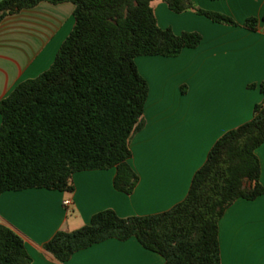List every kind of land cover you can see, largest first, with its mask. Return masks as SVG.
<instances>
[{
	"label": "trees",
	"instance_id": "1",
	"mask_svg": "<svg viewBox=\"0 0 264 264\" xmlns=\"http://www.w3.org/2000/svg\"><path fill=\"white\" fill-rule=\"evenodd\" d=\"M155 0H0V23L39 3L73 6V26L51 65L19 83L0 100V195L9 191H71L81 171L113 168V187L129 195L138 183L129 144L144 125L148 86L138 57H177L201 41L160 28ZM179 14L191 10L210 21L235 25L219 13L195 9L191 0H162ZM256 20L244 22L254 29ZM262 101L252 118L220 138L194 173L185 198L156 215L120 218L112 210L87 225L57 231L43 250L58 263L107 239L134 238L163 264H220L217 224L236 200L251 201L264 189L255 150L264 144ZM0 264H31L22 239L0 224Z\"/></svg>",
	"mask_w": 264,
	"mask_h": 264
},
{
	"label": "crops",
	"instance_id": "2",
	"mask_svg": "<svg viewBox=\"0 0 264 264\" xmlns=\"http://www.w3.org/2000/svg\"><path fill=\"white\" fill-rule=\"evenodd\" d=\"M160 28L174 34L195 32L201 41L174 58L138 57L135 64L148 86L143 122L129 144V164L138 183L129 195L113 187L115 170L81 171L72 175L71 191L45 189L9 191L0 195V224L23 241L31 264H88L104 260L119 248L134 252L145 264L163 259L130 238L107 239L75 252L58 263L42 246L57 231L71 232L87 225L101 211L120 218L160 214L186 196L194 173L226 132L252 118L263 99L264 0H191L195 9L219 13L233 20L224 25L186 10L177 16L162 0ZM70 3H39L5 17L0 23V100L16 85L45 71L73 26ZM169 11V12H167ZM172 13V12H171ZM167 18V19H168ZM256 20L254 29L244 22ZM264 144L255 150L264 189ZM64 201H69L63 206ZM264 193L254 200L238 199L217 224L220 264H260L262 255ZM253 244L248 247V242Z\"/></svg>",
	"mask_w": 264,
	"mask_h": 264
},
{
	"label": "snow or ice",
	"instance_id": "3",
	"mask_svg": "<svg viewBox=\"0 0 264 264\" xmlns=\"http://www.w3.org/2000/svg\"><path fill=\"white\" fill-rule=\"evenodd\" d=\"M261 79H264V73L261 75ZM264 155V152H262ZM262 219H264V209H262ZM262 255H264V226H262ZM253 244V241L248 242V247ZM88 264H145V262L137 258L134 252L128 250H120L119 248L113 249L108 253V258L104 260L89 261ZM260 264H264V260H261Z\"/></svg>",
	"mask_w": 264,
	"mask_h": 264
},
{
	"label": "rangeland",
	"instance_id": "4",
	"mask_svg": "<svg viewBox=\"0 0 264 264\" xmlns=\"http://www.w3.org/2000/svg\"><path fill=\"white\" fill-rule=\"evenodd\" d=\"M159 4H161V1H160V0H155V1L152 2L151 6H152V8L155 9V11L157 12L158 19H159L160 23H161L162 20H165V21H167V23L169 22V23L172 24V25H176V20H175V19H170V18H168V17H164V16L161 14V12H159V9H157V6H158ZM167 12H169V11H167ZM168 14H172V15H170V16H177V14H174V13H171V12H169ZM167 18H168V19H167Z\"/></svg>",
	"mask_w": 264,
	"mask_h": 264
},
{
	"label": "built area",
	"instance_id": "5",
	"mask_svg": "<svg viewBox=\"0 0 264 264\" xmlns=\"http://www.w3.org/2000/svg\"><path fill=\"white\" fill-rule=\"evenodd\" d=\"M62 204L63 206H67L69 204V201H64Z\"/></svg>",
	"mask_w": 264,
	"mask_h": 264
}]
</instances>
